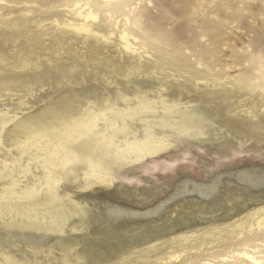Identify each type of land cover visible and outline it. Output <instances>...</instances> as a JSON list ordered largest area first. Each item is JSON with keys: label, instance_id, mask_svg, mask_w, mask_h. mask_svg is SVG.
<instances>
[{"label": "rangeland", "instance_id": "obj_1", "mask_svg": "<svg viewBox=\"0 0 264 264\" xmlns=\"http://www.w3.org/2000/svg\"><path fill=\"white\" fill-rule=\"evenodd\" d=\"M108 104L65 166L31 134ZM109 120L106 163L132 142L162 148L84 188ZM0 125V189L46 190L56 174L64 211H21L56 228L18 237L0 215V251L21 264L264 260V0H0Z\"/></svg>", "mask_w": 264, "mask_h": 264}, {"label": "bare ground", "instance_id": "obj_2", "mask_svg": "<svg viewBox=\"0 0 264 264\" xmlns=\"http://www.w3.org/2000/svg\"><path fill=\"white\" fill-rule=\"evenodd\" d=\"M103 1L111 2V0ZM84 17L85 19L94 18L90 12H88ZM76 30L90 31L91 29H89L86 24H81L79 27H76ZM121 39L124 41L125 47L129 48L130 44L125 33L121 35ZM59 76H64L63 70H61ZM59 76H57L56 78H58ZM39 77L41 76H38L37 78ZM40 79H42V77ZM245 84H247V82H245ZM63 99L64 102L73 101L72 96L69 94H66ZM120 99L122 101H125L123 95L120 96ZM109 106V104L103 105L98 109V111L89 113L88 117L83 118L80 121L74 118L71 123L67 122L66 124H64L63 128H54L53 130H50L48 128L33 129L31 134L36 137V140H38L36 144H39L41 147H45L47 149L49 158H51L50 161L52 163L60 162V165H64L74 156L73 154L75 151L72 147V142H74L78 138H81V136H84L85 134H89L88 136L93 134L92 128L96 126L95 121L96 123L98 121L96 119L98 117H102L105 119V116L111 112V108H109ZM197 112H200V110H197ZM122 115L126 116V113H122ZM131 115H134V113H132ZM108 126V128L110 129L107 130L106 134L100 137L101 139L98 138L95 140L93 148L87 154V159L89 162L88 171L80 176L81 181H83L82 184L84 188H88L96 184L109 186V184H111L114 179V169H119L123 165L137 163L143 157L154 155L162 148V145H160V143L155 139L143 143L132 142L128 146H126V148L119 149L115 153V164L106 163L104 158L105 154L103 151H101V149L103 150V148H101L100 146H102V144H104L111 137L113 138V136H115L116 134L118 135V130H116L115 128L116 125L113 124V122H110V120ZM2 128L3 125H0V133L2 131ZM98 140H100V142ZM129 154L133 155L135 158L133 160H130V158H128ZM57 180L58 178L55 174L53 181H49V183L47 184L48 187L46 190H40L35 186L31 188H23L22 190H20L17 189V186L14 182L11 184V186H6L0 189V215L9 216V220H7V222H4V226L12 229L14 228L18 231L13 234L14 237L20 236V230L42 231L44 232L43 234L46 235V233H50L51 231L53 232L56 228L52 224V222H50L51 220L41 223L30 219V217H27V219L20 218V220L15 218L14 215H18V213H21V211H27L28 213H31L32 210H39L42 213L52 212V215L55 218L61 217V219H64V211L60 207L61 203L57 198V193L54 186V184L57 183ZM44 213L42 215L43 217H45ZM258 225H260L259 222ZM12 250L10 249L8 251H0L3 263L21 264L16 255L13 254ZM241 253L244 258H246L253 264H264V260H258L253 254H248L245 251Z\"/></svg>", "mask_w": 264, "mask_h": 264}]
</instances>
